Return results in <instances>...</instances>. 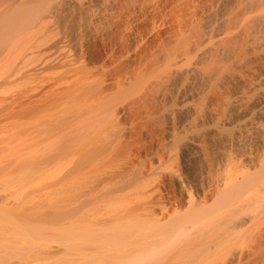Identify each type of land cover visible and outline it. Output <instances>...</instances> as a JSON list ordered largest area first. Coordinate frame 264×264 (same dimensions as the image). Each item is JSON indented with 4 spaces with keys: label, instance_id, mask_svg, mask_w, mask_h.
<instances>
[{
    "label": "bare ground",
    "instance_id": "1",
    "mask_svg": "<svg viewBox=\"0 0 264 264\" xmlns=\"http://www.w3.org/2000/svg\"><path fill=\"white\" fill-rule=\"evenodd\" d=\"M0 264H264V0H0Z\"/></svg>",
    "mask_w": 264,
    "mask_h": 264
}]
</instances>
